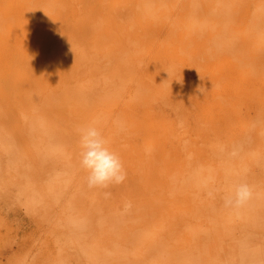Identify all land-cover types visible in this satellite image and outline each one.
<instances>
[{"label": "rangeland", "instance_id": "rangeland-1", "mask_svg": "<svg viewBox=\"0 0 264 264\" xmlns=\"http://www.w3.org/2000/svg\"><path fill=\"white\" fill-rule=\"evenodd\" d=\"M0 264H264V0H0Z\"/></svg>", "mask_w": 264, "mask_h": 264}, {"label": "clouds", "instance_id": "clouds-1", "mask_svg": "<svg viewBox=\"0 0 264 264\" xmlns=\"http://www.w3.org/2000/svg\"><path fill=\"white\" fill-rule=\"evenodd\" d=\"M119 124V121H117ZM80 153L79 166L86 172L89 188H108L126 179V170L119 154L109 147V141L96 123L77 128ZM253 195L252 188L244 181L233 183L223 196L225 207H242Z\"/></svg>", "mask_w": 264, "mask_h": 264}]
</instances>
